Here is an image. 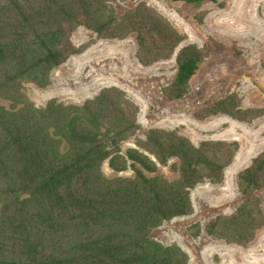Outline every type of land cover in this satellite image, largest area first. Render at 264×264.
<instances>
[{"label":"trees","instance_id":"trees-1","mask_svg":"<svg viewBox=\"0 0 264 264\" xmlns=\"http://www.w3.org/2000/svg\"><path fill=\"white\" fill-rule=\"evenodd\" d=\"M78 26L98 38L133 35L143 65L174 57L169 99L190 91L207 56L147 0H0V98L9 101L0 106V264H186L188 252L156 240L152 230L193 212L192 189L221 182L239 142L196 143L177 128L151 127L123 149L141 124L139 106L116 85L81 103L37 105L26 84L49 85L55 67L87 48L72 40ZM218 113L248 121L264 107H244L232 91L195 115ZM104 161L132 174L107 177ZM160 165L177 177L158 173ZM238 187L235 209L205 229L245 245L264 226V149L238 172Z\"/></svg>","mask_w":264,"mask_h":264},{"label":"rangeland","instance_id":"rangeland-1","mask_svg":"<svg viewBox=\"0 0 264 264\" xmlns=\"http://www.w3.org/2000/svg\"><path fill=\"white\" fill-rule=\"evenodd\" d=\"M147 1L185 32L188 41L207 48L186 95L169 99L164 92L175 73L174 57L143 65L136 57L133 35L98 38L84 26L76 27L72 40L87 48L55 67L49 85L27 83V92L37 105H44L52 98L81 103L104 86L124 89L139 106L141 127L122 142L123 149L133 145L135 138H144L151 127L177 128L196 143L238 140L239 148L223 180L198 183L191 191L193 212L164 221L151 234L162 243L183 247L189 254L186 264H264V226L245 245L227 242L205 229L211 218L232 212L240 202L238 172L264 149V115L248 121L223 113L195 115L202 106L232 91L239 94L242 106L264 107V0ZM0 106L8 107L9 101L0 98ZM101 169L107 177L132 174L113 170L107 161ZM158 173L177 177L168 165H160ZM259 193L264 209V188Z\"/></svg>","mask_w":264,"mask_h":264},{"label":"bare ground","instance_id":"bare-ground-1","mask_svg":"<svg viewBox=\"0 0 264 264\" xmlns=\"http://www.w3.org/2000/svg\"><path fill=\"white\" fill-rule=\"evenodd\" d=\"M234 253H235V252H234ZM263 253H264V251H263ZM263 253H262V254H263ZM229 254H230V253H229ZM229 254H228V255H229ZM230 256L232 257L231 254H230ZM225 259H226V258H225ZM241 259H242V258H241ZM244 259H245V258H244ZM257 260H258V259H257ZM229 261H230V260H229ZM235 261H236V260H235ZM239 261H240V260H239ZM260 261H261V260H260ZM243 262H245V261H243ZM231 263H232V262L230 261V264H231ZM232 264H233V263H232ZM234 264H235V263H234ZM251 264H252V263H251Z\"/></svg>","mask_w":264,"mask_h":264}]
</instances>
